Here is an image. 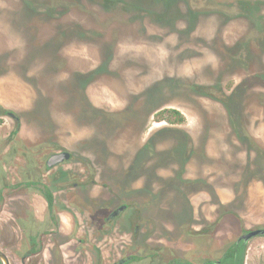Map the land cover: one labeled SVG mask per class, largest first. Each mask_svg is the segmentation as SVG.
Here are the masks:
<instances>
[{
    "label": "rangeland",
    "instance_id": "374dc122",
    "mask_svg": "<svg viewBox=\"0 0 264 264\" xmlns=\"http://www.w3.org/2000/svg\"><path fill=\"white\" fill-rule=\"evenodd\" d=\"M0 63V92L28 113L22 142L47 143V128L89 158L93 197L102 164L114 182L151 165L152 181L217 182L231 212L220 248L264 223V0H0ZM167 110L183 123L157 122ZM261 244H249L248 264L263 262Z\"/></svg>",
    "mask_w": 264,
    "mask_h": 264
},
{
    "label": "flooded vegetation",
    "instance_id": "af4514ba",
    "mask_svg": "<svg viewBox=\"0 0 264 264\" xmlns=\"http://www.w3.org/2000/svg\"><path fill=\"white\" fill-rule=\"evenodd\" d=\"M21 20L22 28L27 19ZM16 109L0 92V252L8 264H248L249 244L256 240L262 241L264 264V223L228 234V244L220 248L224 231L230 230L220 215L231 212L220 211L216 181L177 176L152 181L148 165L146 175L139 169L122 171L124 178L114 182L105 177L102 164V191L93 197L91 160L59 147L47 128L38 134L47 143L22 142L28 113ZM183 134L185 151L192 153L188 133ZM146 141L150 164V137ZM63 152L69 158L52 164L50 158ZM124 192L128 196L120 195ZM187 194H200L201 200L195 204ZM254 231L262 233L244 239ZM187 241L195 248L196 263L187 258ZM149 242L151 252L140 254ZM130 246L135 254L127 253ZM168 251L175 256L163 262Z\"/></svg>",
    "mask_w": 264,
    "mask_h": 264
},
{
    "label": "trees",
    "instance_id": "16d2710c",
    "mask_svg": "<svg viewBox=\"0 0 264 264\" xmlns=\"http://www.w3.org/2000/svg\"><path fill=\"white\" fill-rule=\"evenodd\" d=\"M164 113H168V114L164 115ZM164 113L156 114L155 118L157 122L166 121L168 123L181 124L184 121L183 116L175 110H167ZM235 264H240V263H235Z\"/></svg>",
    "mask_w": 264,
    "mask_h": 264
},
{
    "label": "water",
    "instance_id": "95a60500",
    "mask_svg": "<svg viewBox=\"0 0 264 264\" xmlns=\"http://www.w3.org/2000/svg\"><path fill=\"white\" fill-rule=\"evenodd\" d=\"M69 158V155L66 152L60 153V154H55L50 158V161H52V164H56L59 161H62L63 159H67ZM259 233H262V231H254L249 233L248 235H246L244 237V239L249 238L251 236L257 235ZM0 258L3 261V264H8L7 259L5 258V256L0 252ZM122 262H120L119 264H121Z\"/></svg>",
    "mask_w": 264,
    "mask_h": 264
}]
</instances>
